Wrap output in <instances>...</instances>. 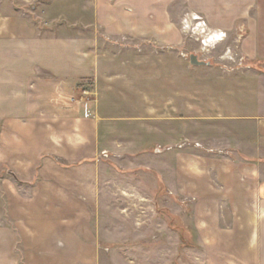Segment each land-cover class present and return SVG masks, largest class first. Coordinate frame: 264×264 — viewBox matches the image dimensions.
<instances>
[{
    "label": "crops",
    "instance_id": "crops-1",
    "mask_svg": "<svg viewBox=\"0 0 264 264\" xmlns=\"http://www.w3.org/2000/svg\"><path fill=\"white\" fill-rule=\"evenodd\" d=\"M172 5L0 0V163L11 173L0 180V264H63V253L86 244L79 235L93 236V217L79 207L126 199L125 184L96 180L90 164L102 153L136 156L151 138L147 120L159 114L128 69L141 55L127 42L171 29L163 17ZM185 15H197L214 42L229 35L247 60L262 62L245 71L246 86L217 92L215 116L204 117L214 126L229 121L237 134L214 138L213 165L199 167L211 181L185 182L199 211L214 207L196 225L199 251L212 253L200 264H264V0H185Z\"/></svg>",
    "mask_w": 264,
    "mask_h": 264
},
{
    "label": "rangeland",
    "instance_id": "rangeland-1",
    "mask_svg": "<svg viewBox=\"0 0 264 264\" xmlns=\"http://www.w3.org/2000/svg\"><path fill=\"white\" fill-rule=\"evenodd\" d=\"M163 18L173 25L168 30L159 29L157 39L148 41L143 36L140 43L127 42L141 55L140 61L127 63L131 66L128 69L133 70L135 84L148 92L149 101L158 110L157 119L147 120L152 126L151 138L137 150V157L102 153V162L90 164L99 168L96 180L125 184L127 197L121 201L111 199L108 203L106 200V205H100L99 200V205L94 207H79L80 212L86 210L88 217H93V236L79 235L76 242L86 244L79 247L78 253H63V264H69L71 259H77L78 264H200L204 259L210 261L212 253L204 255L199 251L196 225L200 216H214V207L211 206L209 213L204 211L207 207L199 211L195 198H185V182L211 181L213 174L205 179L199 167L213 165L214 138L237 134L229 121L223 126H214L212 121L204 124V117L215 116L211 105L221 101L217 99V92L246 86L245 71L261 70L262 62L247 60L239 50L240 40H231L229 35L210 45L202 44L211 34L204 32V23L197 15L186 18L185 0H173ZM199 23L203 32L196 29ZM238 32L243 34L241 30ZM240 37L235 35L236 39ZM234 41L238 44L233 45ZM129 48L126 46L121 53L129 52ZM190 53L209 64H190ZM138 102L144 108L148 101L142 95ZM120 103L123 112H130L128 104ZM185 167H190L191 174L185 172ZM8 174L11 173L6 165L0 163V180ZM80 177L86 179L89 174ZM139 194L156 196L149 201ZM203 241L208 244L212 239Z\"/></svg>",
    "mask_w": 264,
    "mask_h": 264
},
{
    "label": "water",
    "instance_id": "water-1",
    "mask_svg": "<svg viewBox=\"0 0 264 264\" xmlns=\"http://www.w3.org/2000/svg\"><path fill=\"white\" fill-rule=\"evenodd\" d=\"M188 61L192 65H207V64H209L208 61H205L203 59L198 58L195 53H190L189 54Z\"/></svg>",
    "mask_w": 264,
    "mask_h": 264
},
{
    "label": "bare ground",
    "instance_id": "bare-ground-1",
    "mask_svg": "<svg viewBox=\"0 0 264 264\" xmlns=\"http://www.w3.org/2000/svg\"><path fill=\"white\" fill-rule=\"evenodd\" d=\"M194 18H196L195 16H193V19ZM198 25H202V23H199ZM197 29V31H200V32H203V29L199 26L198 28H196ZM218 34H220V33H218ZM219 39V38H218ZM211 42H214V39H211V38H209V36H208V38L206 39L205 38V40L202 42V44H204V45H210L211 44Z\"/></svg>",
    "mask_w": 264,
    "mask_h": 264
}]
</instances>
